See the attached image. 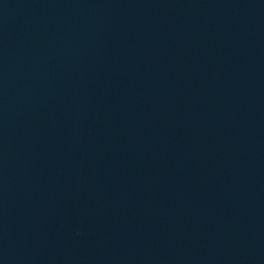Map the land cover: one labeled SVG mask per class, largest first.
Wrapping results in <instances>:
<instances>
[{"label": "water", "instance_id": "95a60500", "mask_svg": "<svg viewBox=\"0 0 264 264\" xmlns=\"http://www.w3.org/2000/svg\"><path fill=\"white\" fill-rule=\"evenodd\" d=\"M0 264H264V0H0Z\"/></svg>", "mask_w": 264, "mask_h": 264}]
</instances>
